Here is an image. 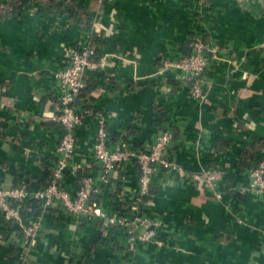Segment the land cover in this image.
Wrapping results in <instances>:
<instances>
[{"label": "crops", "instance_id": "obj_1", "mask_svg": "<svg viewBox=\"0 0 264 264\" xmlns=\"http://www.w3.org/2000/svg\"><path fill=\"white\" fill-rule=\"evenodd\" d=\"M195 37L220 49L202 74V98L185 73L163 67L191 54ZM83 43L104 63L84 74L85 102L75 107L90 114L75 129L63 187L74 193L83 174L98 177L99 116L110 146L147 151L170 132L165 156L182 173L159 169L144 210L164 244L129 252L123 230L97 216L25 203L19 222L0 214V264H264V192L250 189L247 169L264 160V0H0V189L47 185L62 135L55 75ZM212 170L210 188L203 173ZM138 192L128 162L95 204L118 215Z\"/></svg>", "mask_w": 264, "mask_h": 264}, {"label": "built area", "instance_id": "obj_2", "mask_svg": "<svg viewBox=\"0 0 264 264\" xmlns=\"http://www.w3.org/2000/svg\"><path fill=\"white\" fill-rule=\"evenodd\" d=\"M220 49L217 46L206 45L200 37H195L192 43V52L188 56L177 60H165L163 67L166 70H179L185 73V79L190 84V93L194 98H202V74L209 60H218ZM103 58L95 57V49L89 43H83L71 50L66 64L56 73L60 95L58 97L59 115L55 121L61 124L62 135L57 151V160L53 165V175L50 183L41 189H31L25 182L9 189H0V214L7 222H19L21 206L30 200L36 201L41 210H47L54 203H59L69 213L97 216L108 226L123 230L126 247L129 252H135L140 244L163 246L156 227L157 222L147 216L143 201L150 197L151 180L159 169L173 170L182 173L176 165L168 160L165 151L172 140V134L165 132L152 144L147 151L134 150L128 144L119 140L113 146L109 144V133L105 121L98 117V126L93 144V160L99 167V175L81 176L78 187L70 193L63 187L65 172L70 166L75 150V129L83 119L90 114L87 109H77L75 103L86 86L84 74L95 71L103 66ZM128 162L138 167L139 192L135 203L129 211L110 215L97 208L95 199L101 194L102 187L110 182L112 171ZM72 171L75 172V168ZM205 183L212 188L219 179V172L207 171L203 173ZM251 190L257 193L264 192V160L259 161L258 167L249 172ZM195 181L201 180L200 175H193ZM40 226V219H36L27 226L26 233L34 237Z\"/></svg>", "mask_w": 264, "mask_h": 264}, {"label": "trees", "instance_id": "obj_3", "mask_svg": "<svg viewBox=\"0 0 264 264\" xmlns=\"http://www.w3.org/2000/svg\"><path fill=\"white\" fill-rule=\"evenodd\" d=\"M87 84H86V86L84 87V89L81 91V93H80V95H79V97L82 99V104L85 102V95H86V91H87ZM249 157H252L251 155L249 156ZM246 158V157H245ZM244 158V159H245ZM248 159V158H247ZM258 162H256L255 164H253V166L252 167H250V166H248L247 167V169H248V171L250 172V171H253V170H255L257 167H258ZM52 175H53V171L51 170L50 171V173H49V180H48V183H47V185L50 183V181H51V179H52ZM82 176H86V174H83ZM46 185V186H47ZM45 186V187H46ZM30 187V186H29ZM31 188V187H30ZM44 188V187H43ZM32 189V188H31ZM153 193V191H151V188H150V195ZM150 199V197H146V198H144L143 199V201L145 202V201H148ZM28 204V206H30V208L31 209H38L39 207H40V205L36 202V201H34V200H30V201H28L27 202Z\"/></svg>", "mask_w": 264, "mask_h": 264}]
</instances>
